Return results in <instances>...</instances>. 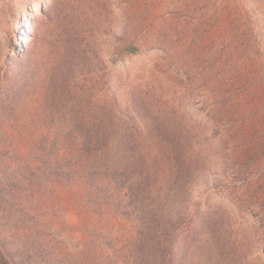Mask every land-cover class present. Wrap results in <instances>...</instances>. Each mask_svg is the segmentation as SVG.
I'll list each match as a JSON object with an SVG mask.
<instances>
[{
	"label": "rangeland",
	"instance_id": "374dc122",
	"mask_svg": "<svg viewBox=\"0 0 264 264\" xmlns=\"http://www.w3.org/2000/svg\"><path fill=\"white\" fill-rule=\"evenodd\" d=\"M85 135L172 172L167 264H264V0H0V139Z\"/></svg>",
	"mask_w": 264,
	"mask_h": 264
},
{
	"label": "trees",
	"instance_id": "16d2710c",
	"mask_svg": "<svg viewBox=\"0 0 264 264\" xmlns=\"http://www.w3.org/2000/svg\"><path fill=\"white\" fill-rule=\"evenodd\" d=\"M27 144L0 139V264H167L172 172L96 135ZM70 208L85 234L74 249Z\"/></svg>",
	"mask_w": 264,
	"mask_h": 264
}]
</instances>
